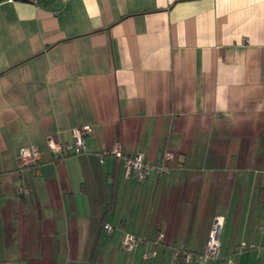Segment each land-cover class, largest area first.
Listing matches in <instances>:
<instances>
[{
    "label": "crops",
    "instance_id": "0c3cea01",
    "mask_svg": "<svg viewBox=\"0 0 264 264\" xmlns=\"http://www.w3.org/2000/svg\"><path fill=\"white\" fill-rule=\"evenodd\" d=\"M116 141L170 170L126 177ZM262 193L264 0L0 2V264H264Z\"/></svg>",
    "mask_w": 264,
    "mask_h": 264
},
{
    "label": "built area",
    "instance_id": "2783aa9c",
    "mask_svg": "<svg viewBox=\"0 0 264 264\" xmlns=\"http://www.w3.org/2000/svg\"><path fill=\"white\" fill-rule=\"evenodd\" d=\"M12 1V0H8ZM90 128L88 126H81L73 129L72 131V140L66 142L64 144H59L53 139H48V146L55 155H61L65 153H75L80 154L87 151L85 144V137L89 134ZM115 158L121 159L123 161L125 176L126 177H134L137 180H144L151 172H157L159 174L166 173L170 170V168L165 164L166 160L172 159V154L166 152L163 154V160L161 162L156 163H146L140 157L134 156L129 157L124 155L122 145L119 141L114 142L108 151ZM41 158L40 151L33 147L27 146L20 153V164L22 166H28L32 164H36ZM16 193L18 195H27V190L22 186H18L16 188ZM223 224V217L217 216L214 218L208 240L206 242L204 251L199 255L201 258L207 259H216L221 260L219 256V246H220V232ZM105 231L110 234L112 233L113 227L110 223H106L103 225ZM137 238L132 234H126L123 239V247L126 250L132 249L135 245ZM243 248L241 245L237 252L239 253ZM149 253L146 252L144 254V258L149 257ZM190 259L193 257L192 255L188 256ZM225 264H232L228 260H224Z\"/></svg>",
    "mask_w": 264,
    "mask_h": 264
},
{
    "label": "trees",
    "instance_id": "16d2710c",
    "mask_svg": "<svg viewBox=\"0 0 264 264\" xmlns=\"http://www.w3.org/2000/svg\"><path fill=\"white\" fill-rule=\"evenodd\" d=\"M89 133H90V132H89ZM71 140H72V139H71ZM40 153H41V152H40ZM65 154H66V155H75V153H65ZM62 155H64V154L57 155V156H62ZM40 160H41V158H40ZM40 160H39V161H40ZM39 161H38L36 164H32V165H28V166H22V165H21V166H22L23 168H24V167H25V168L28 167V168H34V169H35L36 166L38 165ZM124 170H125V169H124ZM18 186H22V185H17V187H18ZM17 187H16V188H17ZM22 187H23V186H22ZM23 188L26 189L25 187H23ZM15 190H16V189H15ZM19 196H23V197H24V196H26V195L21 194V195H19ZM262 196H264V193H262ZM112 231H113V230H112ZM110 234H111V233H110ZM110 234H109V235H110ZM122 247H123V241H122ZM123 248H124V247H123Z\"/></svg>",
    "mask_w": 264,
    "mask_h": 264
},
{
    "label": "water",
    "instance_id": "95a60500",
    "mask_svg": "<svg viewBox=\"0 0 264 264\" xmlns=\"http://www.w3.org/2000/svg\"><path fill=\"white\" fill-rule=\"evenodd\" d=\"M3 0H0V2H2ZM23 1H26V0H23Z\"/></svg>",
    "mask_w": 264,
    "mask_h": 264
}]
</instances>
